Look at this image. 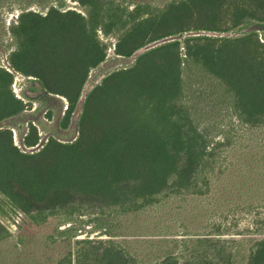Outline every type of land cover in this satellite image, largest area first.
<instances>
[{
    "label": "trees",
    "instance_id": "1",
    "mask_svg": "<svg viewBox=\"0 0 264 264\" xmlns=\"http://www.w3.org/2000/svg\"><path fill=\"white\" fill-rule=\"evenodd\" d=\"M97 1L77 0L91 8ZM136 12L125 16L121 28L126 30L113 47L116 56L133 62L105 75L84 96L74 141L49 138L37 152H22L11 132L0 129V195L12 211L28 216L83 206L135 214L159 198L208 188L224 145L209 147L184 105L185 61L224 90L243 125L264 128V40L254 31L226 35L264 26V0H180L150 16ZM119 21L121 16L109 12L84 16L55 8L18 15L17 44L7 62L16 73L34 78L46 94L66 100L62 129L82 98L89 72L105 60L107 47L98 32H119ZM189 31L222 36L188 37L182 45L162 43L136 55ZM12 82L13 75L0 68V122L24 110L11 92ZM37 144L29 127L23 145ZM256 194L255 207L250 203L246 209L255 208L264 220V189ZM219 233L157 241L170 247L148 262L128 251L137 242L83 241L57 264H232L238 255L234 241ZM246 253V264H264V239L255 240Z\"/></svg>",
    "mask_w": 264,
    "mask_h": 264
},
{
    "label": "rangeland",
    "instance_id": "2",
    "mask_svg": "<svg viewBox=\"0 0 264 264\" xmlns=\"http://www.w3.org/2000/svg\"><path fill=\"white\" fill-rule=\"evenodd\" d=\"M180 0H98L95 7L81 6L77 0H0V68L13 75L10 86L14 97L24 104V110L16 116L0 122V129H8L14 146L22 152H37L49 138L70 143L77 136V123L84 96L108 73L128 67L133 58L114 54L117 38L125 16L132 12L143 17L155 14L167 4ZM72 10L87 16L91 12H106L121 16L116 27L119 32L103 36L106 45L105 60L91 70L83 88L82 98L70 116L66 129L61 121L67 102L60 96L46 94L32 77L16 73L7 62L8 55L17 44L15 26L21 12L44 14L47 9ZM249 31L256 32L264 40V26H250L242 31L229 32V37ZM193 36L220 37L222 34L206 31H189L167 37L145 51L162 43ZM183 54L182 49H180ZM135 55V56H136ZM184 56L182 55V58ZM183 102L195 125L205 135L207 144L220 143L215 171L209 177L208 188L198 187L197 194L159 198L158 203L143 212L130 214L111 209L75 206L67 209L25 216L12 211L7 200L0 195V264H57L61 257L75 252L83 241L137 242L127 246L131 254L138 253L154 260L174 235L196 237L210 236L218 230L224 240H233V250L238 252L232 264H246L247 250L253 242L264 239V220L256 215V192L264 189V128L243 125L231 109V102L224 90L191 62H183ZM33 127L38 137L37 145L25 148L23 138ZM200 177L199 181L203 182ZM255 207V205H254ZM261 230V232H260ZM187 238V237H184ZM148 242V243H145Z\"/></svg>",
    "mask_w": 264,
    "mask_h": 264
},
{
    "label": "built area",
    "instance_id": "3",
    "mask_svg": "<svg viewBox=\"0 0 264 264\" xmlns=\"http://www.w3.org/2000/svg\"><path fill=\"white\" fill-rule=\"evenodd\" d=\"M37 147H38V145H37Z\"/></svg>",
    "mask_w": 264,
    "mask_h": 264
}]
</instances>
